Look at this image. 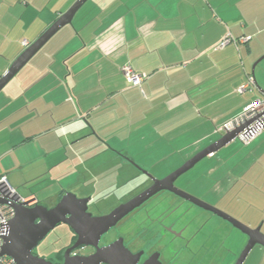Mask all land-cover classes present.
I'll list each match as a JSON object with an SVG mask.
<instances>
[{
    "label": "crops",
    "instance_id": "obj_1",
    "mask_svg": "<svg viewBox=\"0 0 264 264\" xmlns=\"http://www.w3.org/2000/svg\"><path fill=\"white\" fill-rule=\"evenodd\" d=\"M74 2L0 0V77ZM227 34L236 42L216 48ZM263 53L264 0H87L3 88L0 123L17 133L0 141V175L38 199L23 185L42 176L57 196L72 191L92 171L84 160L137 170L142 160H188L264 96V65L251 68ZM127 63L149 75L141 87L121 74ZM248 74L255 86L238 93ZM243 146L244 157L264 156V131ZM249 253L243 264H264L262 246Z\"/></svg>",
    "mask_w": 264,
    "mask_h": 264
},
{
    "label": "rangeland",
    "instance_id": "obj_2",
    "mask_svg": "<svg viewBox=\"0 0 264 264\" xmlns=\"http://www.w3.org/2000/svg\"><path fill=\"white\" fill-rule=\"evenodd\" d=\"M262 56H264V53L260 57ZM254 63L255 61L252 63L251 68H253ZM260 63V66L256 69L257 72L263 67L264 58ZM18 77L14 78L8 84L9 86L4 89H11L15 81L19 79ZM4 89L0 92V98L6 93ZM1 107L2 105H0V112ZM9 124L10 121L8 120L0 123V141L5 140L8 134L17 133L16 127ZM218 136L220 137L221 134ZM231 143L232 147L227 148L229 144H226L219 149L222 151L220 157L211 158L206 156L196 163L193 168L176 180V185L190 195L215 206L249 227L260 226V230L264 234V156L261 157L254 153L249 157H244L245 150L241 141L236 138ZM217 158H220V160L215 165ZM103 160L100 158L84 160L83 165L86 168L89 167L92 171L89 173L86 171L83 174L84 176L75 177L73 179L74 184L70 187L72 191L69 190L77 197L86 194L88 196L92 195L93 201H90V205L93 212L107 211L118 205V203L129 199L148 184L147 176L157 179L163 178L181 166L187 159L142 160L141 162L146 164V167L142 170L143 174L141 170L127 164L120 166L121 161L117 159L109 158L105 165H103L105 163ZM97 167L102 169L97 170ZM20 170L22 172V169ZM18 171L12 177H9L10 181L14 177L21 178L22 173L20 174ZM45 182L47 183V179H42L41 176L35 182H29L23 186L30 192H35L42 205L49 206L56 201L58 196L53 187L45 186ZM57 184L56 182L53 183L54 186H57ZM60 184L64 185L63 182ZM19 193L22 194L21 191ZM250 195H252V201L245 198ZM233 197L238 201L232 202ZM203 215L207 216L209 213L204 210ZM242 216L246 222L241 220ZM219 223L223 222L219 221ZM230 226L228 228L227 223L220 226L221 232L223 231L227 237L225 244L228 250L227 256L224 260H221L220 264H234L247 241L246 235L232 225ZM59 238H62V232L60 227L56 226L41 243V246H47V252H50L58 244L57 239ZM232 252L236 254V257H233ZM248 257L249 255L246 258Z\"/></svg>",
    "mask_w": 264,
    "mask_h": 264
},
{
    "label": "flooded vegetation",
    "instance_id": "obj_3",
    "mask_svg": "<svg viewBox=\"0 0 264 264\" xmlns=\"http://www.w3.org/2000/svg\"><path fill=\"white\" fill-rule=\"evenodd\" d=\"M147 177L148 184L136 194L153 183L152 177ZM176 180L174 186L188 193L176 185ZM63 194L46 207L54 206ZM81 197L91 198L87 203V212L92 216L107 214L132 198L107 211L93 212L90 205L92 195ZM36 204H41L38 199L26 207L31 208ZM204 210L176 192L160 190L119 219L97 240L92 235L79 239L73 228L59 222L56 226L60 227L62 238L57 239L56 247L53 244L54 248L47 252L48 247L41 246L55 226L38 242L32 253L51 264H90L86 258H91L97 252L101 253L98 264H220L228 253L225 244L227 237L220 226L227 223L230 228L231 224L208 210L205 211L209 215L204 216ZM78 240L83 243L76 245Z\"/></svg>",
    "mask_w": 264,
    "mask_h": 264
},
{
    "label": "water",
    "instance_id": "obj_4",
    "mask_svg": "<svg viewBox=\"0 0 264 264\" xmlns=\"http://www.w3.org/2000/svg\"><path fill=\"white\" fill-rule=\"evenodd\" d=\"M86 1L75 0L35 41L16 57L7 71L0 77V91L59 29L71 23L74 14ZM263 58L264 56L260 57L253 64V68ZM253 120L248 121L231 132L224 133L216 141L197 152L165 177L160 179L152 177L153 183L151 186L142 190L128 201L119 204L104 215L92 216L91 213L87 212V203L91 198L77 197L69 191H65L59 201L50 208L42 204H36L28 208L26 207L27 204L35 201V198L23 200L17 194L16 200L10 202L15 209V215L10 221L8 234L4 236L1 254L11 257L15 264H51L48 260L34 255L32 250L59 222L66 223L73 228L79 239H85L89 235H92L97 240L103 232L152 195L160 190H170L184 196L199 207L213 212L247 236V241L234 262V264H243L254 246L260 245L264 248V234L261 232L260 226L255 228L249 227L222 210L210 206L189 193L180 191L174 186V181L180 175L193 168L203 158L235 140L238 134L248 127ZM138 168L141 171L144 170L141 167ZM80 243L83 242L78 240L76 245ZM100 256L101 253L97 252L91 258H86V260L90 264H98Z\"/></svg>",
    "mask_w": 264,
    "mask_h": 264
},
{
    "label": "built area",
    "instance_id": "obj_5",
    "mask_svg": "<svg viewBox=\"0 0 264 264\" xmlns=\"http://www.w3.org/2000/svg\"><path fill=\"white\" fill-rule=\"evenodd\" d=\"M248 39L249 37L240 38L242 42H245ZM231 41L236 42L230 34H227L218 43L216 48H222ZM22 44L26 46L27 42L24 40ZM120 72L130 85L136 87H141L142 83L149 76L145 72L135 71L128 63L120 67ZM255 84L254 77L248 74L245 82L239 85L236 90L238 93H244L246 90L254 87ZM251 120H253L252 123L244 128L237 136L243 144H248L264 131V96L251 100L238 115L222 124L218 128V132L223 135L224 133L237 129ZM16 198L17 192L9 183L7 177L5 175H0V264H15L11 257L1 254V249L4 242V236L9 232L10 221L15 215V209L10 202L15 201Z\"/></svg>",
    "mask_w": 264,
    "mask_h": 264
}]
</instances>
